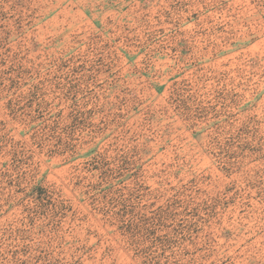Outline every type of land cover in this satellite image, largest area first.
Listing matches in <instances>:
<instances>
[{
  "label": "rangeland",
  "instance_id": "rangeland-1",
  "mask_svg": "<svg viewBox=\"0 0 264 264\" xmlns=\"http://www.w3.org/2000/svg\"><path fill=\"white\" fill-rule=\"evenodd\" d=\"M0 264H264V0H0Z\"/></svg>",
  "mask_w": 264,
  "mask_h": 264
}]
</instances>
